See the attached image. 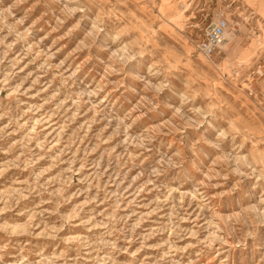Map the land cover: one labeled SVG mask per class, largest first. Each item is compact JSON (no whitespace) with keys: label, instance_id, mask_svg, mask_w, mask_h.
<instances>
[{"label":"rangeland","instance_id":"rangeland-1","mask_svg":"<svg viewBox=\"0 0 264 264\" xmlns=\"http://www.w3.org/2000/svg\"><path fill=\"white\" fill-rule=\"evenodd\" d=\"M0 264H264V0H0Z\"/></svg>","mask_w":264,"mask_h":264},{"label":"built area","instance_id":"built-area-1","mask_svg":"<svg viewBox=\"0 0 264 264\" xmlns=\"http://www.w3.org/2000/svg\"><path fill=\"white\" fill-rule=\"evenodd\" d=\"M152 3L156 0H145ZM239 33V25L236 22H231L227 19H218L215 23L206 27L203 39L195 45V50L204 59L210 57L220 49V46L228 36L235 37Z\"/></svg>","mask_w":264,"mask_h":264},{"label":"bare ground","instance_id":"bare-ground-1","mask_svg":"<svg viewBox=\"0 0 264 264\" xmlns=\"http://www.w3.org/2000/svg\"><path fill=\"white\" fill-rule=\"evenodd\" d=\"M228 37H229V36H228ZM228 37L225 38V41H224V42L222 43V45L220 46V50H221V51H225L226 48H227V46L229 45L230 40H229Z\"/></svg>","mask_w":264,"mask_h":264}]
</instances>
